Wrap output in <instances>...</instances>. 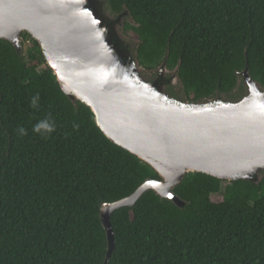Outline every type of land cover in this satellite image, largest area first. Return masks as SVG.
I'll return each instance as SVG.
<instances>
[{
  "label": "trees",
  "instance_id": "1",
  "mask_svg": "<svg viewBox=\"0 0 264 264\" xmlns=\"http://www.w3.org/2000/svg\"><path fill=\"white\" fill-rule=\"evenodd\" d=\"M102 1L135 37L132 59L146 72H177L187 101L243 98L247 67L264 88V0ZM22 40L30 46L20 52L0 39V264H106L102 206L160 176L109 140L62 91L39 43ZM48 116L55 131L33 132ZM175 194L185 207L149 191L112 215L108 264H264V178L191 173Z\"/></svg>",
  "mask_w": 264,
  "mask_h": 264
},
{
  "label": "water",
  "instance_id": "2",
  "mask_svg": "<svg viewBox=\"0 0 264 264\" xmlns=\"http://www.w3.org/2000/svg\"><path fill=\"white\" fill-rule=\"evenodd\" d=\"M103 6L102 0H0V39L23 52L22 34L28 33L66 96L90 108L109 140L160 176L102 206L108 264L116 246L112 215L134 207L147 192L183 208L175 190L188 174L230 183L263 180L264 88L247 67V94L237 101L171 97L163 80L143 75L122 44V17L105 14Z\"/></svg>",
  "mask_w": 264,
  "mask_h": 264
},
{
  "label": "rangeland",
  "instance_id": "3",
  "mask_svg": "<svg viewBox=\"0 0 264 264\" xmlns=\"http://www.w3.org/2000/svg\"><path fill=\"white\" fill-rule=\"evenodd\" d=\"M103 9H104V13L105 14H109L110 16H112L106 9H105V2H103ZM127 15V14H126ZM114 17V16H113ZM122 18H121V22L118 24L119 26H118V28H119V31L121 32V36H122V44L125 46V47H127V48H129L130 49V47H132V44L134 43V41L132 40V38L133 39H135V37L134 36H132L131 34H129V35H125L124 34V27H125V23H126V20L123 18V16H121ZM115 19H119V17L117 18V17H115ZM23 47H22V50L23 51H26V49L28 48V46H30V42H28L27 43V45H25V44H23L22 45ZM130 54H132L131 52H132V50L130 49L129 51H128ZM133 60H135V59H133ZM135 62H136V60H135ZM144 69V68H143ZM152 72H146L145 71V69L143 70V75L146 77V79L147 80H149L148 79V75L149 76H153L154 77V79L155 80H163V82L166 84V88L167 87H169L170 86V83H171V88L174 90L173 92L175 93V94H179L182 98H180V100H182L183 99V101H187L186 99H185V96H183V87H182V85L180 84V82H179V79L177 78V77H175V75H176V73L175 72H168V71H166V69L165 68H162V69H159L158 71H156V72H154V73H152ZM147 75V76H146ZM154 80V81H155ZM150 81V80H149ZM171 81V82H170ZM175 81H176V83H175ZM151 82H153V81H151ZM170 88V87H169ZM168 89V88H167ZM182 94V95H181ZM177 96V95H176ZM176 99L178 98V96L177 97H175ZM226 100V99H225ZM187 102H190V101H187ZM216 198H219V197H216Z\"/></svg>",
  "mask_w": 264,
  "mask_h": 264
},
{
  "label": "clouds",
  "instance_id": "4",
  "mask_svg": "<svg viewBox=\"0 0 264 264\" xmlns=\"http://www.w3.org/2000/svg\"><path fill=\"white\" fill-rule=\"evenodd\" d=\"M38 101H39V94H37L36 96L32 97L31 99V106L33 108H36L38 106ZM74 127H78V125H73ZM16 131L18 132L19 135L23 136V135H27L26 130L23 127H18L16 129ZM55 131V124L54 122L51 120V117L48 116L40 121H38L34 126H33V132L37 133V134H41V135H45V134H51L52 132Z\"/></svg>",
  "mask_w": 264,
  "mask_h": 264
}]
</instances>
